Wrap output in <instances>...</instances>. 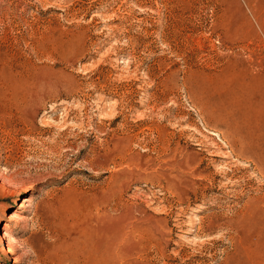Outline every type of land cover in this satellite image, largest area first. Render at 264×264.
Masks as SVG:
<instances>
[{
    "label": "rangeland",
    "instance_id": "1",
    "mask_svg": "<svg viewBox=\"0 0 264 264\" xmlns=\"http://www.w3.org/2000/svg\"><path fill=\"white\" fill-rule=\"evenodd\" d=\"M224 71L264 78V0H0V264H264Z\"/></svg>",
    "mask_w": 264,
    "mask_h": 264
},
{
    "label": "bare ground",
    "instance_id": "2",
    "mask_svg": "<svg viewBox=\"0 0 264 264\" xmlns=\"http://www.w3.org/2000/svg\"><path fill=\"white\" fill-rule=\"evenodd\" d=\"M222 78H220L221 79V81L222 82H217V83H223V82H225V84H224V86H221L222 87V89H217V88H220L219 86L220 85H218V86H216L217 88L216 89H214V91H215V93H217V94H220V95H222V93H226V95L228 94V96L230 97H234L233 99H235L234 100V106H235V104H236V101L238 102V104H236L237 106H235V110H236V112H237V114H236V119H235V121L237 122L236 123V125H237V130H238V133L240 134L239 136H240V138L242 137L241 136V134H246V133H249L250 131H251V129H252V125L254 124V121L255 120H253L254 119V117H252V116H254V115H252V112L254 111V109H255V107H253V105H252V103H250L251 101V99L253 98V97H258V99L260 100V99H262V101H263V104H264V78L263 77H260V76H250L249 74H248V72L247 71H243L242 73H240V74H231L230 72H223V74H222V76H221ZM222 84V85H223ZM215 85H217V84H215ZM223 96V95H222ZM230 97V98H231ZM233 101V100H232ZM231 104H233V103H230V105H228V108L230 109L231 108ZM255 104V103H254ZM257 105V104H256ZM226 107V106H225ZM227 108V107H226ZM232 109H233V106H232ZM262 109H263V111H264V106L262 107ZM222 110H224V109H222ZM263 115H264V113H263ZM264 118V117H263ZM234 119V118H233ZM235 123V122H234ZM236 130V129H235ZM236 133H237V131H236ZM254 138H252V140H251V143H250V145L252 144V143H254L255 144V139L253 140ZM240 140H242V138L240 139ZM258 140V139H257ZM243 141H244V139H243ZM242 141V142H243ZM246 141V140H245ZM260 141V140H259ZM257 143V142H256ZM257 144H259V143H257ZM253 146V145H252ZM255 146V145H254ZM253 146V147H254ZM258 146V145H257ZM257 146H255V147H257ZM259 146H260V144H259ZM258 146V147H259ZM250 148H252L251 146H250ZM255 150H256V148H255ZM6 181V180H5ZM3 185V184H2ZM5 185H6V183H5ZM4 185V186H5ZM9 197V196H8ZM10 219L12 218V217H9ZM3 238V237H2ZM264 238V237H263ZM259 239V238H258ZM262 239V238H261ZM261 239H259L260 241H261ZM1 240H3V239H1ZM256 241H258V240H256ZM255 241V242H256ZM264 241V240H263ZM259 242V241H258ZM253 243V242H252ZM262 244V243H261ZM251 245V244H250ZM257 245V244H256ZM263 245H264V243H263ZM252 246V245H251ZM250 246V247H251ZM258 246H260V244H258ZM262 246V245H261ZM250 247H249V249H250ZM256 248V247H255ZM261 248V247H260ZM264 248V247H263ZM258 249V248H257ZM262 249V248H261ZM97 251V250H96ZM95 251V253H98V252H96ZM251 251H252V249H251ZM256 251V249H254V251H253V253H257V252H255ZM258 251V250H257ZM260 251V250H259ZM8 252V251H7ZM100 252V251H99ZM104 252V251H103ZM262 252V251H261ZM264 252V251H263ZM252 253V254H253ZM94 254V253H93ZM260 254V253H259ZM96 255V254H95ZM94 255V256H95ZM104 255H105V253L103 254L102 253V251H101V254L99 253L98 254V257H101V258H104ZM97 256V255H96ZM256 256V255H255ZM257 256H259L258 255V253H257ZM97 257V258H98ZM97 258H95V259H93V261H92V263H90V264H96L97 263ZM255 259V258H254ZM258 258H256V260H257ZM256 260H254V262L251 260V263L253 262V264L254 263H256L257 261ZM257 264H258V262H257Z\"/></svg>",
    "mask_w": 264,
    "mask_h": 264
}]
</instances>
